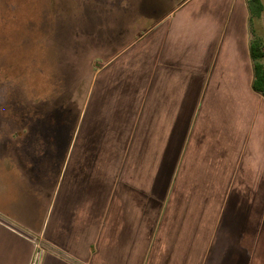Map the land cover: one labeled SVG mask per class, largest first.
<instances>
[{
  "label": "crops",
  "instance_id": "1",
  "mask_svg": "<svg viewBox=\"0 0 264 264\" xmlns=\"http://www.w3.org/2000/svg\"><path fill=\"white\" fill-rule=\"evenodd\" d=\"M228 1L221 27L218 14L204 38L162 30L146 55L124 61L127 75L114 66L133 51L134 39L121 42L135 27H106L116 39L105 46L123 52L83 119L25 110L26 137L6 141L1 128L11 134L14 122L2 118L0 216L37 242L0 224V264H208L219 231L221 260L249 239L250 264H264V207L247 224L252 206L230 199L264 138V102L247 55L233 70L220 52Z\"/></svg>",
  "mask_w": 264,
  "mask_h": 264
},
{
  "label": "rangeland",
  "instance_id": "2",
  "mask_svg": "<svg viewBox=\"0 0 264 264\" xmlns=\"http://www.w3.org/2000/svg\"><path fill=\"white\" fill-rule=\"evenodd\" d=\"M224 1L0 0V121L3 117L10 118L15 128L11 134L4 133L1 128L2 139L7 141L9 135L22 141L26 137V129L21 128L26 120L25 110L30 111V116L37 115L38 111L44 117L63 109L62 112L71 118L80 112L83 119L91 97L95 96L92 91L103 83V76L109 71L108 65L123 52L119 47L105 46L107 38L116 39L115 30L106 27H135V32L124 36L121 42L122 45L134 39L133 51L114 66L118 65L114 68L118 69L124 64L127 75V63L124 61L146 55L153 39L162 30L183 27L192 35L204 38L207 24L215 23L210 25L215 27L218 14L221 27V16L223 19L225 15L222 12ZM229 1L228 6L232 9L220 42V52L227 56V60L230 58L228 66L233 70L239 69V54L247 55L252 65V84L254 74L250 48L251 44H257L264 50V0H240L238 4L237 0ZM237 12L238 17L235 16ZM244 36L247 46L243 42ZM259 62L264 64V58ZM130 72L135 73L136 69L132 68ZM251 91L256 93L258 104L259 99L264 102L260 94L253 89ZM103 110L104 106L100 111ZM101 115L104 117L105 112ZM257 115L261 121L260 110ZM6 146L8 148L7 143ZM253 147L255 158L252 154L251 163L247 156L243 160L240 178L230 196L231 201L238 199L236 206L239 203L252 206L246 215L247 224L249 218L257 217L264 207V185L259 179L264 173V138ZM2 150H6L5 146ZM162 162L166 168L167 162ZM6 192V187L0 182V195ZM39 243L40 240L38 251H41ZM243 243L240 251L231 247L233 255L222 256L221 260L219 231L207 256L208 264H250L249 239H244ZM236 257H239V263H236ZM36 264H39V259Z\"/></svg>",
  "mask_w": 264,
  "mask_h": 264
},
{
  "label": "trees",
  "instance_id": "3",
  "mask_svg": "<svg viewBox=\"0 0 264 264\" xmlns=\"http://www.w3.org/2000/svg\"><path fill=\"white\" fill-rule=\"evenodd\" d=\"M253 1L258 2V0ZM250 51L254 74L252 89L264 98V64L259 62L264 58V50L257 44H251Z\"/></svg>",
  "mask_w": 264,
  "mask_h": 264
},
{
  "label": "water",
  "instance_id": "4",
  "mask_svg": "<svg viewBox=\"0 0 264 264\" xmlns=\"http://www.w3.org/2000/svg\"><path fill=\"white\" fill-rule=\"evenodd\" d=\"M0 224L6 226L7 228L15 231L16 233L20 234L21 236L29 239L30 241L33 242H37L36 238L34 236H32L31 234H29L28 232L24 231L23 229H21L20 227H18L17 225L11 223L10 221H8L7 219L3 218L0 216Z\"/></svg>",
  "mask_w": 264,
  "mask_h": 264
}]
</instances>
